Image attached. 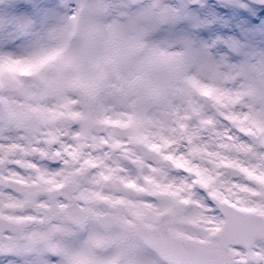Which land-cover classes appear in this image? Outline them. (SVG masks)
I'll list each match as a JSON object with an SVG mask.
<instances>
[{
    "label": "snow or ice",
    "instance_id": "6c2138e0",
    "mask_svg": "<svg viewBox=\"0 0 264 264\" xmlns=\"http://www.w3.org/2000/svg\"><path fill=\"white\" fill-rule=\"evenodd\" d=\"M258 13L0 0V264H264Z\"/></svg>",
    "mask_w": 264,
    "mask_h": 264
},
{
    "label": "rangeland",
    "instance_id": "374dc122",
    "mask_svg": "<svg viewBox=\"0 0 264 264\" xmlns=\"http://www.w3.org/2000/svg\"><path fill=\"white\" fill-rule=\"evenodd\" d=\"M261 16H264V13H258L256 17H253V20L255 21V23L257 24L260 23Z\"/></svg>",
    "mask_w": 264,
    "mask_h": 264
},
{
    "label": "clouds",
    "instance_id": "9594fccd",
    "mask_svg": "<svg viewBox=\"0 0 264 264\" xmlns=\"http://www.w3.org/2000/svg\"><path fill=\"white\" fill-rule=\"evenodd\" d=\"M14 2H15V0H14ZM70 7H71V5H70ZM155 39H157V40H162V39H163V36H162V35L157 36V37H155Z\"/></svg>",
    "mask_w": 264,
    "mask_h": 264
}]
</instances>
